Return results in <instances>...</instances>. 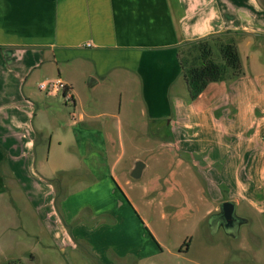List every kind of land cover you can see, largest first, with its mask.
<instances>
[{"label":"crops","instance_id":"crops-1","mask_svg":"<svg viewBox=\"0 0 264 264\" xmlns=\"http://www.w3.org/2000/svg\"><path fill=\"white\" fill-rule=\"evenodd\" d=\"M227 3L0 0V180L6 164L30 196L27 205L38 212L42 225L37 248L66 255L68 264H92V259L106 264L111 250L115 256L123 253L118 242L104 247L107 235L94 224L105 221L117 228L121 221L117 202L106 198L116 195L114 183L122 188L115 172L124 151L123 102L116 96L122 92L112 96V88H106L103 95L86 97L74 80L49 76L56 64L77 59L93 68L84 75L91 91L113 71L143 77L151 119L169 121L170 146L192 156L208 188L220 195L211 200L218 207L208 214L210 221H218L225 202L235 205L240 227L253 221L252 210L264 217V65L258 64L256 53L249 56L256 43L239 44L247 63L241 56L245 74L238 80L210 84L190 105L174 93L168 101L161 95L164 85L183 77L180 45L227 30L256 34L248 17L258 12L257 1ZM37 72L44 74L38 88L41 82L60 79L69 85L73 102L61 103L44 92L40 101L26 92ZM57 121L63 126L54 125ZM76 187H81L78 193L67 194ZM101 189L105 200L95 208ZM84 194L93 201L82 203ZM4 248L0 246V253ZM254 262L264 264V259L257 253Z\"/></svg>","mask_w":264,"mask_h":264},{"label":"rangeland","instance_id":"rangeland-1","mask_svg":"<svg viewBox=\"0 0 264 264\" xmlns=\"http://www.w3.org/2000/svg\"><path fill=\"white\" fill-rule=\"evenodd\" d=\"M256 1L258 12L248 17L252 20L250 27L256 34H246L243 41L253 40L256 43V47L250 49L249 56L256 53L258 64L264 65V0ZM228 5H232V0H228L226 6ZM241 56L247 63L245 51H242ZM77 60L56 64L50 68L49 76L74 80L86 97L103 95L106 88H112V96H115V91L122 92L116 96L117 101L122 98L123 102L121 133L124 151L117 170L115 169L122 188L114 183L116 195L111 198L107 194L106 198L110 203L117 202L116 213L121 221L117 228L110 227L113 225L105 221L94 224L98 225L95 230L103 227L102 233L107 235L108 243L104 247L106 244L110 246V243L113 245V241L118 242L119 252L123 253H116L115 256L111 250L106 264H256L254 256L257 253L262 261L264 217L250 211L253 221L240 227L236 234H229L224 228L219 229L217 219L210 221L208 214L218 207L211 200L220 195L208 188L203 174L193 166L192 156L170 146L172 141H169V121L151 119L148 107L150 95L146 92L143 77L128 70L113 71L104 85L91 91L88 88L89 80L84 75L93 71V68L88 62ZM171 61H168L170 67L173 66ZM117 73L121 76L120 80L117 79ZM42 74L43 72L34 74L26 86V92L40 101L45 98L37 83ZM169 77L171 78V74ZM172 81L169 87L163 84L165 88L161 95L166 96L168 101V96L172 100L175 94L181 101L186 98L188 105L192 104L183 77L175 79L174 86ZM59 102L66 101L60 96ZM58 124L61 122L57 121L54 125L59 126ZM195 132L198 130L194 134ZM139 162L145 167L141 177L134 178L133 172ZM5 166L7 167L6 164ZM5 166L1 170L4 180H0V246L7 248L0 253V264L10 261L22 264H68L66 255L62 256L56 251L46 253L42 248H37L42 245L38 237L42 227L36 220L39 218L38 212L27 205L30 196ZM58 178L62 179V176ZM80 189L81 187H76L67 194L78 193ZM31 193L33 194L32 191ZM81 197L83 200L80 201L86 204L94 198L89 196L88 200L86 194ZM98 200L99 203H96L95 198V208L103 206L105 199L103 200L102 189L98 192ZM242 213L244 211L240 214ZM79 251L81 259H85V249L80 246ZM92 260V264H98L95 259Z\"/></svg>","mask_w":264,"mask_h":264},{"label":"trees","instance_id":"trees-1","mask_svg":"<svg viewBox=\"0 0 264 264\" xmlns=\"http://www.w3.org/2000/svg\"><path fill=\"white\" fill-rule=\"evenodd\" d=\"M245 36L243 31L228 30L177 47L190 100H197L212 83L232 82L244 76L239 44Z\"/></svg>","mask_w":264,"mask_h":264},{"label":"built area","instance_id":"built-area-1","mask_svg":"<svg viewBox=\"0 0 264 264\" xmlns=\"http://www.w3.org/2000/svg\"><path fill=\"white\" fill-rule=\"evenodd\" d=\"M39 89L51 97H63L67 103L73 102L70 87L60 79L41 82Z\"/></svg>","mask_w":264,"mask_h":264},{"label":"water","instance_id":"water-1","mask_svg":"<svg viewBox=\"0 0 264 264\" xmlns=\"http://www.w3.org/2000/svg\"><path fill=\"white\" fill-rule=\"evenodd\" d=\"M145 167V165L141 162H139L136 166V169L133 172L134 178H139L142 175V169ZM222 214L225 216V218L229 221L233 220L235 215V205L231 202H225L223 203L222 207Z\"/></svg>","mask_w":264,"mask_h":264},{"label":"flooded vegetation","instance_id":"flooded-vegetation-1","mask_svg":"<svg viewBox=\"0 0 264 264\" xmlns=\"http://www.w3.org/2000/svg\"><path fill=\"white\" fill-rule=\"evenodd\" d=\"M217 225L220 228H224L225 232L229 234H236L237 230L240 228V220L235 216L233 220L229 221L225 218L223 214L218 218Z\"/></svg>","mask_w":264,"mask_h":264}]
</instances>
